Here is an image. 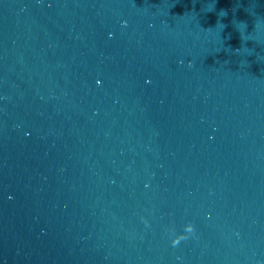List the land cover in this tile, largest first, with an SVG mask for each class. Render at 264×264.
<instances>
[{
    "label": "water",
    "instance_id": "95a60500",
    "mask_svg": "<svg viewBox=\"0 0 264 264\" xmlns=\"http://www.w3.org/2000/svg\"><path fill=\"white\" fill-rule=\"evenodd\" d=\"M0 264H264V0H0Z\"/></svg>",
    "mask_w": 264,
    "mask_h": 264
},
{
    "label": "clouds",
    "instance_id": "9594fccd",
    "mask_svg": "<svg viewBox=\"0 0 264 264\" xmlns=\"http://www.w3.org/2000/svg\"><path fill=\"white\" fill-rule=\"evenodd\" d=\"M185 234L184 235H179V236H176L175 238L172 239V245L173 246H176L178 245L181 240H186L188 239V234H194L195 232V227L193 224L189 223L185 226Z\"/></svg>",
    "mask_w": 264,
    "mask_h": 264
}]
</instances>
